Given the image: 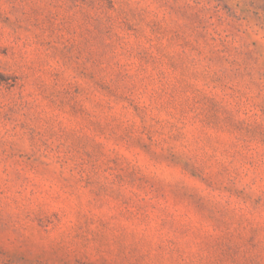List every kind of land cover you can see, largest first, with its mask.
Returning <instances> with one entry per match:
<instances>
[{
    "label": "rangeland",
    "instance_id": "rangeland-1",
    "mask_svg": "<svg viewBox=\"0 0 264 264\" xmlns=\"http://www.w3.org/2000/svg\"><path fill=\"white\" fill-rule=\"evenodd\" d=\"M0 264H264V0H0Z\"/></svg>",
    "mask_w": 264,
    "mask_h": 264
}]
</instances>
